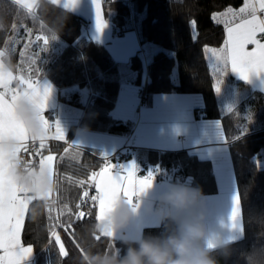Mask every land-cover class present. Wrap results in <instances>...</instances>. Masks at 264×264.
<instances>
[{
  "label": "trees",
  "instance_id": "trees-1",
  "mask_svg": "<svg viewBox=\"0 0 264 264\" xmlns=\"http://www.w3.org/2000/svg\"><path fill=\"white\" fill-rule=\"evenodd\" d=\"M243 2L103 0L104 15L113 21L115 33L122 34L135 28L142 45L128 62H122L111 55L105 44L83 33L86 24L83 16L61 4L39 0L29 12L15 0H0V48L4 50L6 63L14 72H23L31 78L49 77L59 87L61 100L83 109L78 123L70 126L68 137H72L78 126L119 134L132 131L131 120L117 118L112 112L122 81L131 71L136 73L134 81L141 86L143 103L151 104L157 92L202 94L203 105L196 109V113L221 119L230 138L243 219V235L234 240L229 257H217L219 264H264V122L258 125V119H255L256 125H253L252 121L235 119L233 110L226 106L225 90H246V99L255 102L257 107L254 112L250 110L252 117L258 118L264 115V92L253 89L226 70L217 93L213 87L216 77L204 51L205 48L222 46L226 39L225 27L213 19L214 14L238 7ZM13 25L17 31L13 30ZM25 29L31 30V40L37 36L46 37L49 40L47 50H42L45 47L42 40L38 42L39 46H26ZM53 34L56 40H51ZM142 48L148 51L147 56ZM16 82L14 80V84ZM31 144L30 151H39L41 155L56 153V191L50 198H33L23 228V241L33 245L37 252L35 264H79L82 254L76 244L84 252L117 250L123 255L126 249L124 237L116 236L113 241L102 236L97 241L90 233L89 228L96 222L98 211L91 202L82 204L80 209L90 215L79 220L74 216L80 211L75 205L80 202L82 191L87 189L95 194L94 187L89 188L87 183L81 187L78 181H87L93 171L98 172L105 163L104 156L90 148L70 147L67 141L61 140L45 142L43 149L37 141ZM65 148L68 152L64 151ZM138 155L146 166L154 167L160 162L165 170L174 169L178 176L185 177L182 181L199 187L202 193L218 190L210 159L201 158L187 149H140ZM39 158H34L36 163ZM21 159L27 161L30 157L22 152ZM18 164L23 170L22 161L18 160ZM172 180L178 181L177 177ZM64 205L72 208L73 215L67 213ZM61 211L63 215H59ZM68 223L72 224L71 234L64 230ZM53 231L65 245L69 253L67 257H60L59 246L51 235ZM163 231L161 223L146 226L142 237L160 235Z\"/></svg>",
  "mask_w": 264,
  "mask_h": 264
},
{
  "label": "crops",
  "instance_id": "crops-1",
  "mask_svg": "<svg viewBox=\"0 0 264 264\" xmlns=\"http://www.w3.org/2000/svg\"><path fill=\"white\" fill-rule=\"evenodd\" d=\"M39 0H23V3L32 4L34 9ZM57 3L64 6L69 4V7H65L86 19V24L83 27V33L94 40L105 44L110 51L111 55L118 61L128 62L131 57L139 51L142 47L138 32L135 28L129 29L122 34H116L114 30L113 21L104 15L103 0H100V15L101 19L106 22V27L102 32H98L96 29L95 22V6L92 0H79L78 4L74 7H70V0H57ZM244 2L238 7H231L234 10H239L243 7ZM228 9V8H227ZM226 9L221 11L224 12ZM259 14V13H258ZM224 45V44H223ZM217 47L214 49H220L223 47ZM252 46L250 45L249 48ZM0 52H4L0 48ZM0 62L3 63L5 72H11L13 76H22L25 79H31L33 81L38 80L41 84L47 83L52 88V93L48 100L47 111L44 113L46 118L49 119L50 123L54 119L62 120L61 127L65 131V139L61 141H67V145L70 147H83L90 148L99 155L107 156L110 155L115 149L122 146L127 140H129L135 147L136 151L131 159L119 161L116 159L110 160L112 164L117 166H127L134 162L139 168L136 172L137 179L144 178L149 171L152 172L151 165L146 166L139 158L138 151L140 149H157V150H176V149H187L189 152L197 154L201 158H207L212 161L214 173L216 176L218 190L211 193H203L205 203L208 208V225L210 228L224 232L225 235L233 234L231 229V212L233 208V197L237 193L239 198V218L242 227V231L236 233V237L243 235V219L241 213V201L236 181V175L234 170L233 159L230 151V138L227 135L221 119L219 118H207L196 113L198 107L203 105V96L198 92H174L165 91L157 92L154 94L153 102L147 104L146 102L142 105L137 102L136 117L135 110L133 109L132 114L127 118L118 117L123 120H131L133 122L132 131L128 134L113 133L98 129H91L82 126H78L72 137H67L70 126L73 123H78L83 109L74 105L70 102L63 101L60 99L59 87L47 76H38L31 78L23 72H14L12 68L4 60V56L0 57ZM237 79L245 82L248 86L253 89L264 92V73L259 75L253 74L249 81H245L240 76L230 69L228 70ZM136 73L134 72L132 81H134ZM130 79V78H128ZM127 84V82H125ZM124 79L122 81V87L120 95L115 107L118 106L122 100L129 101L132 92V86L130 89L123 92L129 85L124 86ZM10 87H17V82L14 84L12 81ZM121 104V103H120ZM123 108L128 111L129 105L122 104ZM128 106V107H127ZM70 114V117L65 116ZM56 117L52 120L53 116ZM135 117V118H134ZM16 119L24 125L17 117ZM264 122L263 118H258V125ZM219 125V129L217 127ZM254 125V124H253ZM25 127V126H24ZM97 137L98 142L94 144L91 141ZM55 139V127L51 128L47 134L44 143ZM5 141H0V155H4L7 161V174L8 176L25 192L30 193L32 198L34 197H49L52 195L51 192L44 194L41 192L33 193L32 189L22 187L14 178L13 169L17 166L18 160L13 159L7 154L15 151H6L3 147ZM31 141V140H29ZM35 141L40 143L39 139ZM77 145V146H75ZM53 155L55 157L53 161V170L55 172L56 167V153L47 152L42 156ZM39 161V160H38ZM38 163V162H37ZM105 164V163H104ZM104 164L101 166L103 167ZM150 167V169L148 168ZM100 170V169H99ZM98 170V171H99ZM25 172V171H24ZM26 173V172H25ZM28 175L35 176L36 181L43 177L37 172L26 173ZM124 174V173H122ZM51 178V175H48ZM188 181H175L172 179H161L159 181L154 180L153 185L145 193L144 199L141 202V206L138 210L136 218L132 221L131 225L125 230L124 233L117 234V237H127L128 239H139L142 237L143 229L146 226L160 224L159 218L152 212H149V206L156 201L159 196L165 192L168 187L173 183H183ZM135 199V198H134ZM116 206V204H115ZM115 206L112 210L115 209ZM26 219V216H25ZM25 224V220H24ZM21 232V241L25 247L31 245L23 241V228ZM33 247V245H31ZM37 252L33 247V253L30 257L23 261V264H35Z\"/></svg>",
  "mask_w": 264,
  "mask_h": 264
},
{
  "label": "snow or ice",
  "instance_id": "snow-or-ice-1",
  "mask_svg": "<svg viewBox=\"0 0 264 264\" xmlns=\"http://www.w3.org/2000/svg\"><path fill=\"white\" fill-rule=\"evenodd\" d=\"M51 2L56 4L57 0H51ZM78 2L79 0H70V7L74 8ZM15 3L22 4L29 12L32 11V4L23 3V0H15ZM92 3L95 6L96 29L98 32H102L106 27V22L101 19L100 0H92ZM64 7H69V4H65ZM213 19L217 23H222L226 32V39L222 48H205L204 50L208 54L210 67L214 77H216V83L213 85L215 91L219 93L222 74L226 70L230 69L245 81H249L253 74L264 73V0H244L243 7L239 8L238 11L229 7L222 13L214 14ZM13 30L17 31L15 25H13ZM25 36L26 46L27 44L39 46L38 42L42 40L45 46L42 50H47L49 44L47 38L37 36L35 40H31L30 29H25ZM56 39L57 37L53 34L51 40ZM250 45L251 48H249ZM3 56L4 52H0V57ZM13 80L17 81L15 88L10 87ZM51 93L52 88L49 84H41L38 80L33 81L22 76H13L11 72L4 71L3 63L0 62V141L7 139L16 142L15 151L7 155L22 161L23 170L26 173L37 172L40 175L48 174L54 177L56 175L53 170L55 157L53 155L42 156L39 151H30L28 142L29 140L34 142L36 139L32 138L24 125L16 119L17 103L20 100H26L38 111L40 121L48 134L53 123H50L44 113L47 111ZM54 127L55 139L64 140L65 131L59 121L54 122ZM217 127L219 129L218 123ZM45 138L39 139L40 149L45 147ZM64 151L68 152V149L65 148ZM22 152L27 153L30 159L22 160ZM37 156L40 157L38 163L34 160ZM104 160V166L98 172L93 171L87 181H78L81 187L86 183L89 188L94 187L95 194L90 195L87 189L83 190L80 202L75 205L76 209L80 210L82 204L91 202V206L98 208L95 216L98 221L103 219L107 212L112 211L115 204L123 198L132 205L134 212H138L140 202L136 197L152 187L155 178L154 173L149 171L144 178L137 179L135 177L139 168L134 162L127 166H117L107 159ZM68 179L71 181L72 177H68ZM33 201L31 194L23 191L8 176L6 157L0 155V264H23V261L32 255L33 247L23 245L21 232L25 216L30 211L29 206ZM239 207V198L236 193L233 197V208L230 216V227L233 234L228 235L232 241L237 238L236 233L242 231ZM64 208L68 214L73 215L71 207L64 205ZM49 212L51 213V208ZM63 214V211L59 213V215ZM90 214V212L85 213L80 210L74 216L75 219L79 220ZM58 218L57 216L56 219ZM49 219L51 220L53 217L50 215ZM71 229V223L64 226L66 232L70 233ZM51 235L55 237V244L59 246L60 257H67L69 253L61 242L60 236L54 231ZM102 236L111 238L113 241L116 238L110 234L95 235L94 238L99 241ZM73 242L75 243V237H73ZM76 247L83 255L84 251L79 244H76ZM110 248H114V245H110Z\"/></svg>",
  "mask_w": 264,
  "mask_h": 264
},
{
  "label": "clouds",
  "instance_id": "clouds-1",
  "mask_svg": "<svg viewBox=\"0 0 264 264\" xmlns=\"http://www.w3.org/2000/svg\"><path fill=\"white\" fill-rule=\"evenodd\" d=\"M5 67L3 65V69ZM16 113L32 138L47 136L39 113L31 103L20 100ZM3 147L6 151H12L16 148V142L5 141ZM13 175L22 187L32 189L34 194L37 191L44 194L56 191L55 179L49 178L48 174L37 182L35 176L26 174L22 165L17 164ZM145 193L136 197L140 206ZM148 211L154 213L164 225L162 234L144 236L134 241L125 237L123 255L118 251H86L80 257L79 264H219L218 256L226 259L231 255L234 241L224 232L209 227L208 208L199 187L187 182L173 183L149 206ZM137 214L132 205L122 198L115 209L107 212L103 219L96 220L89 231L93 235L116 236L125 232Z\"/></svg>",
  "mask_w": 264,
  "mask_h": 264
},
{
  "label": "rangeland",
  "instance_id": "rangeland-1",
  "mask_svg": "<svg viewBox=\"0 0 264 264\" xmlns=\"http://www.w3.org/2000/svg\"><path fill=\"white\" fill-rule=\"evenodd\" d=\"M142 50H143L145 56H147L146 53H148V51L146 52V50L144 48H142ZM133 74H134V72L131 71L124 78V83L127 82V84L125 83L124 86H127V85H129V86H128V88H125L123 90V92H125V91H127V90H129L131 88L130 84L132 86V92H131V95H130V100L129 101H126V100L120 101L118 106L114 107L113 110H112L114 116H118V117L120 116V117H123V118H127L129 115H126V114H130V113L132 114L133 109L135 110V113H134L135 117L137 116L136 115V111H137L136 105H137L138 101H139V104L142 101V97H141L142 96V92H141L140 84L136 83L135 81H132ZM128 78H130V79H128ZM225 94L227 95V98H228V102L226 103V106L228 107V109L233 110L232 116L235 119H237L239 122L242 121V120H245V122L246 121H250V122L252 121V123L254 125H256V123H254V121H255V119L257 120L258 117H252L253 116L252 112H254L257 107L254 106L255 102L252 103L251 101H248L246 99L247 91L246 90H240L239 88H237V89H232L231 91L225 90ZM122 104L129 105V107L127 106L128 107V111L123 108ZM81 109H82V107H81ZM250 110H252V112ZM69 115L70 114H65V116H67V117H70ZM55 117H56V115L53 116L52 120ZM56 121H59V123H61V124L63 123L62 120H58V118H57V119L53 120V122H52L53 125H54V122H56ZM241 127H243V125H241ZM91 141H93L94 144H95L96 142H98V139H97V137H95ZM148 168L150 169V167H148ZM151 169H152V172L154 173L153 167H151ZM167 178L171 179L165 174L162 179L164 180V179H167ZM154 180H156V178H154Z\"/></svg>",
  "mask_w": 264,
  "mask_h": 264
},
{
  "label": "built area",
  "instance_id": "built-area-1",
  "mask_svg": "<svg viewBox=\"0 0 264 264\" xmlns=\"http://www.w3.org/2000/svg\"><path fill=\"white\" fill-rule=\"evenodd\" d=\"M143 102L144 100L142 98L141 104H143ZM31 142L32 141L28 142L30 147H32ZM135 148L136 147L129 140H127L122 146L115 149L110 155L104 156V159H107L108 161L113 160V159H116L119 161L131 159L136 150ZM153 171H154V175L157 181L161 180L165 174L171 179H176L177 177L178 181H182L185 179L183 175L178 176L174 169L165 170L160 162L154 165ZM92 193L93 191H90V195H92Z\"/></svg>",
  "mask_w": 264,
  "mask_h": 264
}]
</instances>
